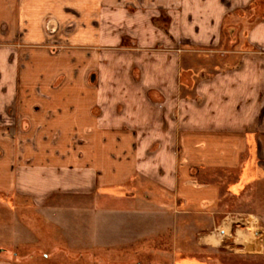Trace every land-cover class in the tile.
Segmentation results:
<instances>
[{"label": "crops", "instance_id": "crops-1", "mask_svg": "<svg viewBox=\"0 0 264 264\" xmlns=\"http://www.w3.org/2000/svg\"><path fill=\"white\" fill-rule=\"evenodd\" d=\"M256 2L0 0V247L48 237L106 264H264V17L239 16ZM18 131L45 155L25 168L89 175L78 193L20 183ZM18 198L45 236L17 222Z\"/></svg>", "mask_w": 264, "mask_h": 264}, {"label": "rangeland", "instance_id": "rangeland-1", "mask_svg": "<svg viewBox=\"0 0 264 264\" xmlns=\"http://www.w3.org/2000/svg\"><path fill=\"white\" fill-rule=\"evenodd\" d=\"M255 10H248L241 11L239 16L242 18H248L250 22H256L259 20H262L264 17V0H257L255 6L253 7ZM247 20V21H248ZM247 27H240L235 28L234 34L237 35V33H244ZM228 32V30H226ZM244 44L242 43V46ZM68 48V46L66 47ZM57 50H59L56 47L52 48V53H56ZM25 57H19V61L23 63L25 61ZM26 125L30 126V123H17V129H23ZM27 127V126H26ZM23 131V130H22ZM21 134L20 131H18V137H17V172H18V178L20 179V183L24 182V178L31 174L33 178H49L51 181L54 179L55 181L60 180L61 183H63L62 186L58 187H48V188H56L59 191L60 194H64L65 196L72 195L75 193H78L80 187H76L73 185L74 178H87V175L82 174H76L73 172H64L61 171V173H54L50 172L47 174L45 172L44 174L41 173V170H33L26 169V164H35L36 162L39 163L41 158L45 156L43 154L44 151H42L41 147V139L38 137L35 138H29L25 137ZM63 139L58 138H49L47 141L54 143V145H58ZM67 149H73L75 146H80L81 149H84L86 144V139H64ZM78 143V144H77ZM80 149V148H79ZM30 157H33V161L30 162ZM87 176V177H85ZM88 187V186H86ZM46 188V187H45ZM42 191L40 186H25L20 184L17 187V195H21V193H40ZM45 191V190H43ZM99 192H104L103 190H98ZM58 194V193H57ZM3 194L1 193V196ZM15 204V203H13ZM27 202H24L23 200H20L18 198V202L16 203V207H14V210L16 212V220L19 224H21L23 227L27 228H34L37 229L38 232L42 233L43 236H45V229L47 230V223L44 221L43 218H40L34 211H32L30 208L26 207ZM66 206L71 205V202L64 203ZM103 204V203H102ZM44 238V237H43ZM48 238V237H46ZM41 241L40 244H37L35 248H27L24 245L20 244L16 247L7 249V248H1L0 247V262H6V261H12L13 264H47L48 262L45 261L46 257H54V261H57L56 264H106L104 258H105V251L104 250H94V249H87V250H72L68 249L67 246H62L60 248L53 249L54 245L57 244L56 242L52 241L51 239H46ZM33 247V246H32ZM49 263H55V262H49Z\"/></svg>", "mask_w": 264, "mask_h": 264}]
</instances>
